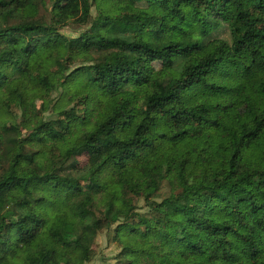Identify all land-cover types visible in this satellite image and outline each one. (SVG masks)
Wrapping results in <instances>:
<instances>
[{
	"label": "trees",
	"instance_id": "16d2710c",
	"mask_svg": "<svg viewBox=\"0 0 264 264\" xmlns=\"http://www.w3.org/2000/svg\"><path fill=\"white\" fill-rule=\"evenodd\" d=\"M103 230L108 264H264V0H0V264Z\"/></svg>",
	"mask_w": 264,
	"mask_h": 264
},
{
	"label": "rangeland",
	"instance_id": "374dc122",
	"mask_svg": "<svg viewBox=\"0 0 264 264\" xmlns=\"http://www.w3.org/2000/svg\"><path fill=\"white\" fill-rule=\"evenodd\" d=\"M62 32H65L67 34H75L74 29L70 27L62 29ZM220 36L226 37L227 33L223 31L220 33ZM26 97H27L28 102L31 105L37 104V100L35 99L33 92L29 90L26 91ZM127 203L129 205L136 204L137 201L135 198H132V199L129 198ZM139 204H141V202H139ZM139 210L142 211L143 209H139ZM117 248L118 246L116 245V243L114 242L110 243L108 236L106 234V231L103 230L96 236L95 241L93 243V250L95 252V256L93 260H91L90 262L86 264H108L110 263L111 261H107L105 258L116 254L118 252Z\"/></svg>",
	"mask_w": 264,
	"mask_h": 264
}]
</instances>
